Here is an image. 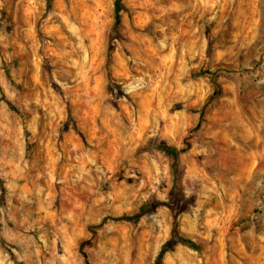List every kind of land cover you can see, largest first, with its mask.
<instances>
[{
	"label": "rangeland",
	"instance_id": "1",
	"mask_svg": "<svg viewBox=\"0 0 264 264\" xmlns=\"http://www.w3.org/2000/svg\"><path fill=\"white\" fill-rule=\"evenodd\" d=\"M115 2L0 0V264H264V0Z\"/></svg>",
	"mask_w": 264,
	"mask_h": 264
},
{
	"label": "trees",
	"instance_id": "2",
	"mask_svg": "<svg viewBox=\"0 0 264 264\" xmlns=\"http://www.w3.org/2000/svg\"><path fill=\"white\" fill-rule=\"evenodd\" d=\"M118 2L119 0H116L115 2V5H116V8L115 10L117 11L119 9V6H118ZM118 6V7H117ZM115 16H117V12L115 13ZM116 23L115 22V26H116ZM163 150H165L167 153H170V154H175L176 153V150L174 148H170L169 146L167 145H163ZM173 234L170 236V238L162 245V249H161V252L165 251L166 250V247L167 245H172V238H173ZM154 264H159V260L157 259L156 262Z\"/></svg>",
	"mask_w": 264,
	"mask_h": 264
}]
</instances>
